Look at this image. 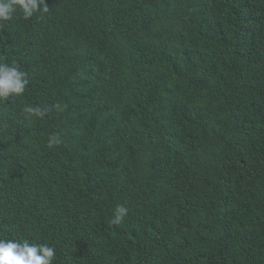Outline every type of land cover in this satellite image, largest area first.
I'll use <instances>...</instances> for the list:
<instances>
[{"label": "trees", "instance_id": "16d2710c", "mask_svg": "<svg viewBox=\"0 0 264 264\" xmlns=\"http://www.w3.org/2000/svg\"><path fill=\"white\" fill-rule=\"evenodd\" d=\"M47 3L0 28L29 79L0 101V239L54 264H264V0Z\"/></svg>", "mask_w": 264, "mask_h": 264}, {"label": "clouds", "instance_id": "9594fccd", "mask_svg": "<svg viewBox=\"0 0 264 264\" xmlns=\"http://www.w3.org/2000/svg\"><path fill=\"white\" fill-rule=\"evenodd\" d=\"M17 10L22 13L23 19L28 20L34 14L48 13L50 8L47 0H0V28L14 20ZM28 84V73L22 71L15 61L8 63L0 58V101L22 96ZM52 107L61 109L59 104ZM49 111L50 108L33 105H26L23 109L29 119H43ZM62 143L63 139L58 133L48 136V148H55ZM128 212L125 205L118 204L110 223L122 224ZM55 257V246L48 243L30 242L28 239H0V264H54Z\"/></svg>", "mask_w": 264, "mask_h": 264}]
</instances>
